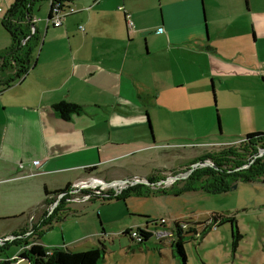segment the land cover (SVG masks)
I'll use <instances>...</instances> for the list:
<instances>
[{
  "label": "crops",
  "instance_id": "crops-1",
  "mask_svg": "<svg viewBox=\"0 0 264 264\" xmlns=\"http://www.w3.org/2000/svg\"><path fill=\"white\" fill-rule=\"evenodd\" d=\"M63 3L76 11L57 27L34 16L32 6L42 35L35 63L0 92V220L24 218L7 224L3 237L35 229L45 198L54 197L45 189L70 184L78 190L83 183L139 174L147 161L143 151L162 149L194 125L202 136L264 131V107L258 113L252 105L219 106L215 121L206 90L264 83V0ZM49 9L50 0L46 18ZM9 44V38L1 42L0 51ZM175 89H190L202 101L177 105ZM61 101L82 110L63 119L53 109ZM34 159L39 166L31 165ZM14 186L23 188L24 198ZM6 202L11 210H3ZM14 255L6 257L8 264L24 262L10 259Z\"/></svg>",
  "mask_w": 264,
  "mask_h": 264
},
{
  "label": "rangeland",
  "instance_id": "rangeland-1",
  "mask_svg": "<svg viewBox=\"0 0 264 264\" xmlns=\"http://www.w3.org/2000/svg\"><path fill=\"white\" fill-rule=\"evenodd\" d=\"M12 1L0 0V22ZM33 6L34 16H42L46 22L49 0H36ZM7 38V32L0 25V43L5 42ZM257 85L259 89H217V92L216 89H206L214 120L218 119L216 115L219 113V106L222 108L231 104L244 107L252 105L255 111L263 113L264 89L261 88H264V83L259 80ZM173 98L177 105H183L184 102L198 104L202 101L201 97L190 89H175ZM152 111L154 115V110ZM244 118L247 119L243 116L242 119ZM233 128L235 130V127ZM190 129L192 133L178 135L177 138L181 139L168 141L169 145L160 146L162 149L143 151L147 161L144 167L139 169V174L107 181V185L102 182L90 187H81L76 192L69 193L64 206L67 210L53 214L50 223L42 227H39L41 218L38 222L35 221V229L39 230L33 231L37 234L38 241L45 246H66L74 251L99 246L103 249L99 264H183L174 251L175 237L169 231L173 222L177 221L183 225L185 231H190V235L196 237L194 240L185 235L186 264H264V176L253 181H243L240 178L234 181L229 178L231 186L227 191L191 190L179 195L173 191L181 186L180 179L187 175V168H191L194 158L217 149L219 145L236 143L242 140L246 133L242 136H202L199 126L194 125ZM177 130L180 133V126ZM161 143L163 141L158 144ZM207 163L209 162L202 165H208ZM151 176L155 177V184L146 183ZM135 179L140 181L133 183ZM135 184H141L144 190L162 186L168 189L167 192H150L145 196H129L125 202L103 198L119 194L123 189ZM172 184L174 189L169 188ZM12 189L24 198L22 187L14 186ZM86 190L91 193L88 197H85ZM56 198L57 196H54L53 200ZM54 201L47 205L46 211L55 207H52ZM15 207L19 208L18 205ZM3 210H11L10 204L6 202ZM212 214L232 218V222L225 221L217 227L213 225L205 235L198 237L199 232L212 218ZM143 215L147 218L142 217ZM145 219H164L165 226L159 228L160 235L155 234L142 246L144 249L139 250L135 244L136 240L133 241L124 231L133 232L139 226H144ZM23 220L19 215L9 222L0 220V262L23 248H28L33 238H36V235L23 234L20 236L22 238H13L16 242H11V239L3 237L7 224H22ZM27 224L30 225L31 222L27 221ZM147 226L152 227L153 223ZM17 258L18 254L10 259L15 261ZM24 262L21 261L20 264Z\"/></svg>",
  "mask_w": 264,
  "mask_h": 264
},
{
  "label": "trees",
  "instance_id": "trees-1",
  "mask_svg": "<svg viewBox=\"0 0 264 264\" xmlns=\"http://www.w3.org/2000/svg\"><path fill=\"white\" fill-rule=\"evenodd\" d=\"M35 1L36 0H13L6 13L1 18V26L9 35L10 44L0 51V92L24 78L35 63L37 48L42 41V35L34 26V19L31 12V8ZM63 1L64 0H50V9L47 16L49 19L51 18L53 3H62ZM53 109L61 118L68 119L71 114L79 113L82 107L75 103L61 101L54 104ZM217 118L219 120L218 115ZM260 149H264V132L262 131L248 132L242 140L240 139V141L236 143L219 145L217 149L208 151L194 158L191 163L192 169L187 168L188 171L185 170L187 175L180 179L182 183L181 186L173 191L176 195L191 190L220 192L227 191L230 188L229 178L234 181L237 178L243 181L259 179L264 176V154L258 155ZM204 162L209 163H207L208 165H202ZM196 163L198 164L192 167V165ZM85 170L92 171L94 167ZM154 178L153 176L149 177L147 183L155 184L157 181H154ZM169 188L174 189V184L169 186ZM71 189L70 184L54 191L45 189L44 192L47 196L49 194L57 196L61 193H63V195L60 199H55L57 203L51 211L45 210L43 212L39 227L49 224L53 214H57V212L62 213L67 210V207L65 208L64 206L66 205V198H69L68 196ZM167 189V187L162 186L146 188V190H144L141 184H135L127 189H123L119 194L114 196L107 195L103 198L105 200L114 198L125 202L129 196H145L149 195L150 192L152 194L153 192H167ZM84 193L91 194L88 190ZM53 201V197L45 198V203L47 205H50ZM142 217L147 218V216L144 215ZM211 217L212 218L209 219L210 221L203 230L199 232L198 237L205 235L208 230L213 228V225L217 227L225 221L232 222V218H222L216 214H212ZM159 221L145 219V225L153 223V226L161 225L164 227L165 223H159ZM146 229L142 227L136 229L139 239L130 235L131 230L124 231V234L130 235L133 241L136 240L135 244H137V248L143 250L144 247L142 246L154 236V234L148 230V226ZM24 230L25 229L18 233H14V239L22 238L20 236L24 234ZM36 230L39 229H35V231ZM32 231L30 234L36 235V238H33L28 248H23L17 253L18 257L24 258L27 264H99V260L103 253V249L99 246L90 247L83 251H74L66 246L46 247L38 242L37 234ZM169 231L175 237L173 246L177 257L181 259L183 264H186L184 246L186 243L184 240L185 235H189V239L194 240H196V237L190 235V231H185L182 224L177 221L173 222ZM192 232H195V230H192ZM13 240H11V242ZM9 261V259L3 260L0 264H8Z\"/></svg>",
  "mask_w": 264,
  "mask_h": 264
},
{
  "label": "built area",
  "instance_id": "built-area-1",
  "mask_svg": "<svg viewBox=\"0 0 264 264\" xmlns=\"http://www.w3.org/2000/svg\"><path fill=\"white\" fill-rule=\"evenodd\" d=\"M1 10V9H0ZM76 11V9L74 8V7H72V6H70L69 4H65V3H60V2H55V3H53V7H52V12H51V18L49 19V22L50 23H52V25L53 26H55V27H57V26H60L61 25V23H62V20H63V18L65 17V16H67V15H69V14H72V13H74ZM128 27H132V22L130 21V20H128ZM81 29H82V27H80ZM162 30V28H159L158 29V31L160 32ZM39 164H40V161L38 160V159H34V160H32L31 161V165H33L34 167H37V166H39ZM140 180L139 179H135L134 181H132L133 183H135V182H139ZM94 181H91L90 182V184L91 183H93ZM117 182H120V181H117ZM121 182H123L122 180H121ZM141 182H144V181H141ZM98 183V182H97ZM100 183H102L101 181H100ZM105 183V182H104ZM103 183V184H104ZM89 183L87 182V183H83L80 187H78V190L81 188V187H90V186H94L95 185V183L94 184H92V185H88ZM107 185V184H106ZM77 190H74L73 188L71 189V191H70V194L72 193V192H76ZM63 195V193H61V194H59V197H61ZM88 197V194H86L85 195V197ZM159 223H165V220L164 219H160V221H159ZM147 227V226H146ZM146 227H142L143 229H146ZM182 227H183V225H182ZM147 230V229H146ZM148 230H150L151 232H152V234H157V235H160L161 234V231H160V229H153V230H151V229H148ZM130 235L132 236V237H135V238H137V239H139V237H138V233H137V231L135 230V231H130ZM5 238H8V239H13L14 238V236L13 235H11V236H7V237H5ZM27 264V263H26Z\"/></svg>",
  "mask_w": 264,
  "mask_h": 264
},
{
  "label": "water",
  "instance_id": "water-1",
  "mask_svg": "<svg viewBox=\"0 0 264 264\" xmlns=\"http://www.w3.org/2000/svg\"><path fill=\"white\" fill-rule=\"evenodd\" d=\"M47 21H49V17H47ZM150 128V127H149ZM262 154H264V149H260L259 151H258V155H262ZM198 163H196V164H194V166H196ZM176 178V177H175ZM99 183V182H98ZM147 183V182H146ZM93 183H89L88 185L90 186V185H92ZM106 184H108V183H104V185H106Z\"/></svg>",
  "mask_w": 264,
  "mask_h": 264
},
{
  "label": "flooded vegetation",
  "instance_id": "flooded-vegetation-1",
  "mask_svg": "<svg viewBox=\"0 0 264 264\" xmlns=\"http://www.w3.org/2000/svg\"><path fill=\"white\" fill-rule=\"evenodd\" d=\"M60 197L59 196H57V200L59 199ZM57 200L55 201V203L53 204V206L52 207H54L55 205H56V203H57Z\"/></svg>",
  "mask_w": 264,
  "mask_h": 264
}]
</instances>
